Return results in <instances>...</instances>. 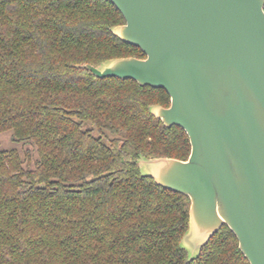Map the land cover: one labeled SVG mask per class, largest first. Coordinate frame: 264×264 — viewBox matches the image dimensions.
<instances>
[{
	"label": "trees",
	"instance_id": "obj_1",
	"mask_svg": "<svg viewBox=\"0 0 264 264\" xmlns=\"http://www.w3.org/2000/svg\"><path fill=\"white\" fill-rule=\"evenodd\" d=\"M112 0H0V264H251L223 224L189 258L191 199L141 171L140 156L187 159L190 136L152 106L161 87L101 78L145 57L115 33Z\"/></svg>",
	"mask_w": 264,
	"mask_h": 264
},
{
	"label": "water",
	"instance_id": "obj_2",
	"mask_svg": "<svg viewBox=\"0 0 264 264\" xmlns=\"http://www.w3.org/2000/svg\"><path fill=\"white\" fill-rule=\"evenodd\" d=\"M112 1L126 20L113 30L146 56L82 66L170 93L151 109L186 129L191 153L138 163L190 197L189 258L228 224L251 264H264V0Z\"/></svg>",
	"mask_w": 264,
	"mask_h": 264
},
{
	"label": "rangeland",
	"instance_id": "obj_3",
	"mask_svg": "<svg viewBox=\"0 0 264 264\" xmlns=\"http://www.w3.org/2000/svg\"><path fill=\"white\" fill-rule=\"evenodd\" d=\"M16 141H13L11 138V132L10 131H4L0 133V148H10L13 146H18L21 149H24V146L22 144L15 143Z\"/></svg>",
	"mask_w": 264,
	"mask_h": 264
}]
</instances>
